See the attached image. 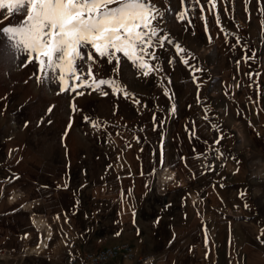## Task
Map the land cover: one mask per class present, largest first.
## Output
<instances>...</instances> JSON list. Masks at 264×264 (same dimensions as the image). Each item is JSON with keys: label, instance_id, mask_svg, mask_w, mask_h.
Instances as JSON below:
<instances>
[{"label": "rangeland", "instance_id": "obj_1", "mask_svg": "<svg viewBox=\"0 0 264 264\" xmlns=\"http://www.w3.org/2000/svg\"><path fill=\"white\" fill-rule=\"evenodd\" d=\"M153 3L172 9L160 23L171 40L156 50L161 70L145 78L126 60L119 74L104 62L96 69L129 98L106 86V96L88 88L77 96L59 93L54 80L38 83L36 64L24 67L25 55L0 35V169L37 170V220L48 231L37 225V264H69L83 249L119 243L132 247V264H264V0H217L212 11L200 0L203 13L188 0L190 24L174 18L180 0ZM176 44L186 52L177 55ZM178 169L197 170L194 180L218 188V207L203 202L199 226L142 214L129 191L145 185L147 195L163 197L184 184ZM189 227L199 238L185 239Z\"/></svg>", "mask_w": 264, "mask_h": 264}, {"label": "snow or ice", "instance_id": "obj_2", "mask_svg": "<svg viewBox=\"0 0 264 264\" xmlns=\"http://www.w3.org/2000/svg\"><path fill=\"white\" fill-rule=\"evenodd\" d=\"M193 2L203 13L204 6L200 0ZM207 3L210 5L208 10L212 11L217 0H207ZM180 4L181 10L175 12L174 18L178 23L190 24L191 21L187 19L188 0H180ZM170 12V7L161 9L153 0H0V15L3 16V20H0V25H3L0 27V35L7 39L12 49L25 55L24 67L36 64L38 83L51 79L58 83L59 93L70 92L77 96L85 94L80 91L84 88L106 96L109 94L104 90L106 86L113 94L129 98L132 94L118 80L98 78L96 69L104 62L112 65L119 74L121 61L126 60L145 78L159 72L161 69L153 63L159 59L156 50L171 43L170 34L160 23L165 21V16ZM4 21L8 23L5 25ZM216 22L220 24L218 13ZM211 39L209 36L210 42ZM175 48L177 55L186 52L179 44ZM255 58L256 53L252 52L250 56L245 55L243 60L247 63ZM180 59L183 64L189 65L188 59L183 56ZM239 64L240 61H237ZM193 71L200 69L193 68ZM246 75L249 79L253 76L252 73ZM196 80L194 77V82ZM164 95L168 96L166 88ZM134 102L139 103L138 100ZM52 107L49 106L48 113L52 112ZM71 107L73 112L77 110L75 103ZM171 112H176L174 103ZM204 118L207 120V115ZM84 119L91 123L89 117ZM92 126L97 127V124L93 123ZM221 139L223 137L214 143L219 144ZM164 163L161 144L159 164L163 167ZM244 206L248 207L246 203ZM260 236H264V229ZM260 236L257 237L258 241ZM260 242L264 244V241Z\"/></svg>", "mask_w": 264, "mask_h": 264}, {"label": "crops", "instance_id": "obj_3", "mask_svg": "<svg viewBox=\"0 0 264 264\" xmlns=\"http://www.w3.org/2000/svg\"><path fill=\"white\" fill-rule=\"evenodd\" d=\"M260 123L259 128L264 132V121ZM200 159L202 156L197 158V160ZM196 172L197 170L194 169H178L177 177L183 180L184 184L167 187L166 195L163 197L147 195L145 185L131 186L129 191L139 199L137 209L141 210L142 214L152 213L155 218H168L171 215L176 219L180 216L182 217L181 224L199 226L202 224L203 202L209 200L210 208L218 207L219 192L216 185L205 187L194 180L195 177L200 176L199 172L198 174ZM40 192L37 190V170L35 168L26 170L19 165L0 169V264H37V213L40 212V207L37 206V195ZM151 209L156 211L153 212ZM49 222L52 229L51 240L58 244L59 237L54 223ZM185 230H183L185 239L199 238L196 236L198 230L195 228L189 227L187 233ZM57 246L59 245H55L54 248ZM104 247L108 246L93 250L83 249L78 255L82 252H94ZM54 248L51 250L56 254ZM146 255L156 256L158 254L146 253ZM132 260L114 259L108 264H132Z\"/></svg>", "mask_w": 264, "mask_h": 264}, {"label": "built area", "instance_id": "obj_4", "mask_svg": "<svg viewBox=\"0 0 264 264\" xmlns=\"http://www.w3.org/2000/svg\"><path fill=\"white\" fill-rule=\"evenodd\" d=\"M72 248H76L75 244H72ZM134 257V251L129 244L119 243L94 252H82L74 256L69 264H108L114 259L125 261L132 260Z\"/></svg>", "mask_w": 264, "mask_h": 264}, {"label": "bare ground", "instance_id": "obj_5", "mask_svg": "<svg viewBox=\"0 0 264 264\" xmlns=\"http://www.w3.org/2000/svg\"><path fill=\"white\" fill-rule=\"evenodd\" d=\"M37 225L40 226V227L43 229V231L46 232V234H47V236H48V231L46 230V224H44L43 222H41V220H40V221L37 220ZM49 236H50V235H49ZM47 239H48V238H47ZM49 239H50V238H49Z\"/></svg>", "mask_w": 264, "mask_h": 264}]
</instances>
